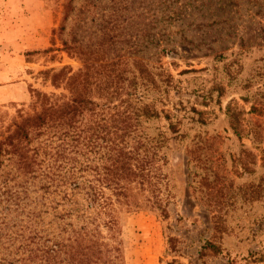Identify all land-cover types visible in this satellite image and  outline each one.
<instances>
[{
    "label": "rangeland",
    "instance_id": "374dc122",
    "mask_svg": "<svg viewBox=\"0 0 264 264\" xmlns=\"http://www.w3.org/2000/svg\"><path fill=\"white\" fill-rule=\"evenodd\" d=\"M66 44L121 59L145 110L130 142L155 185L117 214L123 264H264V0H0V139L34 90L68 94L45 74L84 67ZM54 149L29 169L2 158L0 264H32L35 233L58 230L69 190Z\"/></svg>",
    "mask_w": 264,
    "mask_h": 264
},
{
    "label": "trees",
    "instance_id": "16d2710c",
    "mask_svg": "<svg viewBox=\"0 0 264 264\" xmlns=\"http://www.w3.org/2000/svg\"><path fill=\"white\" fill-rule=\"evenodd\" d=\"M65 47L84 57V67L45 71L53 85L65 81L69 92L52 97L34 90L32 112L19 111L20 119L9 124L0 139V164L3 156L16 157L21 167L29 169L45 162L46 150L49 146L53 150L51 143L57 142L49 158L60 161L57 167L65 169L63 184L69 191L62 195L61 209L51 207L57 232L45 239L39 231L35 233L32 264H123L117 214L122 209L143 208L147 200L140 187L155 185L149 156L139 151L141 145L130 142L145 110L138 111L132 104L139 98L136 84L128 79L121 59L103 55L110 61L97 65L93 61L96 51L75 44ZM95 91L106 96L101 104L106 108H97ZM86 113L89 119L84 121ZM95 160L101 163L95 165ZM98 166L101 171L95 178L91 171ZM81 171L77 177H85L84 181H73L75 172Z\"/></svg>",
    "mask_w": 264,
    "mask_h": 264
}]
</instances>
